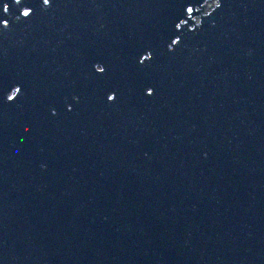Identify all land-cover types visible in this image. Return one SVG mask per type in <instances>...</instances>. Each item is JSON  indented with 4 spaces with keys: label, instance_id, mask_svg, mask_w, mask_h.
Masks as SVG:
<instances>
[{
    "label": "water",
    "instance_id": "obj_1",
    "mask_svg": "<svg viewBox=\"0 0 264 264\" xmlns=\"http://www.w3.org/2000/svg\"><path fill=\"white\" fill-rule=\"evenodd\" d=\"M0 264H264V0H0Z\"/></svg>",
    "mask_w": 264,
    "mask_h": 264
},
{
    "label": "snow or ice",
    "instance_id": "obj_2",
    "mask_svg": "<svg viewBox=\"0 0 264 264\" xmlns=\"http://www.w3.org/2000/svg\"><path fill=\"white\" fill-rule=\"evenodd\" d=\"M27 15V13H25Z\"/></svg>",
    "mask_w": 264,
    "mask_h": 264
}]
</instances>
